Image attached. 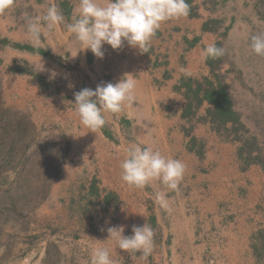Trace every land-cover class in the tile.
Instances as JSON below:
<instances>
[{
  "label": "crops",
  "instance_id": "0c3cea01",
  "mask_svg": "<svg viewBox=\"0 0 264 264\" xmlns=\"http://www.w3.org/2000/svg\"><path fill=\"white\" fill-rule=\"evenodd\" d=\"M50 2L31 0L33 18L43 16ZM55 2L65 21L42 36L38 47L30 42L28 31L12 27V20L0 15V101L35 112V119L53 112L73 127L74 191L100 192L108 199L114 192L119 208L110 221L127 224L124 235H129L128 224L149 223L154 230L151 254L158 264H264L255 249L256 235L264 229L263 167H241L238 141L215 129L209 106L203 103L187 113L185 80L208 73L202 52L216 42L206 26L208 10L200 1L187 0L189 15L164 22L148 52L127 42L118 50L104 44L105 55L98 58L90 49L79 51L81 45L67 32L78 0ZM3 41L24 43L25 48L2 45ZM23 65L28 67L25 72L15 70ZM126 73L138 81L133 106L119 114L106 113L107 123L96 133L83 127L74 93L115 83ZM137 139L186 165L179 190L167 191V209L155 200L157 190L166 191L162 186L140 190L120 178L124 150Z\"/></svg>",
  "mask_w": 264,
  "mask_h": 264
},
{
  "label": "rangeland",
  "instance_id": "374dc122",
  "mask_svg": "<svg viewBox=\"0 0 264 264\" xmlns=\"http://www.w3.org/2000/svg\"><path fill=\"white\" fill-rule=\"evenodd\" d=\"M195 1L208 10L206 26L215 34V44L225 49L223 56L211 58L212 65L207 58L209 71L196 80L207 76L225 85L244 127L237 125L234 132L229 123L230 130L222 134L240 138L237 154L242 168L255 156V164L264 170V57L249 46L252 35L264 32V0ZM30 2L13 0L0 15L26 33L34 11ZM23 44L2 45L24 49ZM34 113L0 101V264H89L91 250L105 245L112 249L115 264H158L153 254L141 259L142 254L121 249L119 257V248L106 240L107 228L127 226L110 221L119 208L117 195L110 192L114 198L108 199L100 192L76 193L70 171L73 127L53 112L42 113L41 119ZM149 212L147 208V219ZM133 225L128 224L129 235Z\"/></svg>",
  "mask_w": 264,
  "mask_h": 264
},
{
  "label": "clouds",
  "instance_id": "9594fccd",
  "mask_svg": "<svg viewBox=\"0 0 264 264\" xmlns=\"http://www.w3.org/2000/svg\"><path fill=\"white\" fill-rule=\"evenodd\" d=\"M12 3L13 0H0V10L7 9ZM189 12L187 0H78L72 22L66 27L81 45L79 51L90 49L98 58L105 55L104 44L118 50L127 42L128 46L146 53L164 22L187 17ZM64 21L65 16L58 4L51 0L43 16L28 18L27 31L32 45L40 46L42 36L58 30ZM249 46L256 55L264 57V32L252 35ZM224 54L225 49L215 43L207 44L202 52L205 59ZM55 75L53 70L52 77ZM137 88V79L126 73L115 83H102L95 90L83 88L75 92L73 105L81 125L96 133L106 125V113L119 114L133 106L137 100ZM119 167L120 178L129 187L142 190L148 186H162L166 191L157 190L155 200L165 209L169 207L167 191L179 190L186 171L182 160L140 139L127 144ZM124 231V226L109 227L106 240L131 254L139 252L144 257L151 254L154 230L149 223L133 225L131 235H124ZM89 264H115L112 249L106 245L94 247Z\"/></svg>",
  "mask_w": 264,
  "mask_h": 264
},
{
  "label": "trees",
  "instance_id": "16d2710c",
  "mask_svg": "<svg viewBox=\"0 0 264 264\" xmlns=\"http://www.w3.org/2000/svg\"><path fill=\"white\" fill-rule=\"evenodd\" d=\"M208 64L212 65L211 58L208 59ZM214 71L215 70L213 69V75L215 74ZM184 85L187 88V97L189 100V110L187 113H192L193 107L196 108L201 106L207 101L210 104L207 110L208 116L217 131L228 132L230 130L229 123L233 124L232 130L234 132L238 131L237 125L239 127H244L241 114L235 110L230 94L222 82L215 83L209 77L204 76L203 80L188 78L185 80ZM190 95H192V97ZM232 139L240 141V138L237 136ZM253 151L252 154L254 153ZM255 158L257 157L254 156V159L250 158L249 164L257 163L258 161H256ZM256 237L257 243L255 244V249L257 255L264 259V229L260 230Z\"/></svg>",
  "mask_w": 264,
  "mask_h": 264
}]
</instances>
